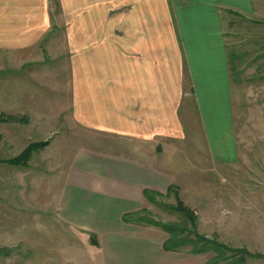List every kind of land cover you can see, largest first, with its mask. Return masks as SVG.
<instances>
[{
    "label": "crops",
    "instance_id": "0c3cea01",
    "mask_svg": "<svg viewBox=\"0 0 264 264\" xmlns=\"http://www.w3.org/2000/svg\"><path fill=\"white\" fill-rule=\"evenodd\" d=\"M258 9L253 0H0V52L15 58L1 67V115L13 118L1 124L28 125L24 147L48 127L80 142L65 164L58 210L71 227L96 235L103 264H164L165 239L123 216L149 211L170 184L192 190L213 176L214 158L223 167L239 160L231 80L240 55L227 47L223 16L251 18ZM39 54L43 65L60 57L66 71L64 91L53 97V82L42 91L35 84L45 80ZM187 97L206 151L187 127ZM55 104L61 109L45 107ZM32 121L45 129L32 135Z\"/></svg>",
    "mask_w": 264,
    "mask_h": 264
},
{
    "label": "rangeland",
    "instance_id": "374dc122",
    "mask_svg": "<svg viewBox=\"0 0 264 264\" xmlns=\"http://www.w3.org/2000/svg\"><path fill=\"white\" fill-rule=\"evenodd\" d=\"M253 1L256 9L260 8L257 7L258 2L263 4V8L258 9L253 17L247 18L242 14L223 16L227 47L239 50L240 55V62L235 63L238 71L231 80L233 125L239 160L235 162L233 158L231 165L223 167L214 158L211 163L213 176L199 178L192 190L173 184L169 186L173 185V192L178 193L183 205L197 214L200 232L208 237L216 236L233 248L242 247L251 253L264 255V0ZM42 58L39 54L35 59L38 75L45 80L39 79L35 84H40L38 90L42 91L41 86L53 82L55 91L52 89L48 96L53 97L56 90L64 91L62 83L66 71L60 57L47 65L40 61ZM9 61L14 65L15 58L0 52V115L1 67L11 68ZM17 76L24 78L26 74ZM18 80L22 84L28 83ZM216 91H221V88L217 86ZM45 107L58 111L61 104ZM201 107L204 111L203 105ZM184 109L187 110L188 129L192 128L197 133L193 138L194 143L198 150L204 148L206 151L201 116L199 111H195L189 97L183 101ZM32 124V135L39 132V128L45 129L43 122L32 121ZM23 128L30 127L23 124L15 126L13 121L6 125L0 122V158L14 156L22 150ZM46 130V134L38 133L31 137V141L49 138L50 143L44 149L33 151L27 167L0 164V247L13 249L11 256H0V264H103L100 253L94 248V245H98L96 235L91 239L93 233L90 236L71 227L60 217L58 210L59 194L65 182V164L74 154L73 148L80 142L74 140L76 138H73L70 130L63 132L51 130V127ZM63 134L64 137L61 136ZM224 156L233 157V146L224 149ZM208 161L211 162L209 158ZM173 192L153 196L150 210L141 214L146 213V216L163 223L181 221L182 215L176 208L166 206H176ZM241 213L245 215L244 218L239 216ZM255 216L256 223L253 222ZM241 220L246 221L245 228L249 232L246 236L241 230ZM149 227L159 242L167 238L168 234L160 227L150 224ZM164 254V264H204L213 255L210 252L194 254L186 251ZM239 256L229 257L230 264H264V258H246L241 263H233Z\"/></svg>",
    "mask_w": 264,
    "mask_h": 264
},
{
    "label": "trees",
    "instance_id": "16d2710c",
    "mask_svg": "<svg viewBox=\"0 0 264 264\" xmlns=\"http://www.w3.org/2000/svg\"><path fill=\"white\" fill-rule=\"evenodd\" d=\"M232 64L235 62V59L231 58ZM13 120L11 117H4L0 115V122ZM50 139H45L41 141H33L28 143L18 154L8 157L0 158V164H6L14 167H27L31 159L32 153L35 150L44 149L50 142ZM173 185L169 186L167 189V194L173 192ZM148 196V193L145 192ZM176 199V206L166 204L168 208H176L175 210L182 215V220L179 222H170L165 223L156 221L150 216H146V213L141 214H126L123 216L125 221L133 222H142L146 225H155L164 230L168 236L163 242V249L167 251H186L188 253L194 254H204L212 253L213 255L204 263V264H230L229 257L239 254L240 258L233 260V263H241V260L246 258H264L263 254L260 253H251L244 248H233L227 243L220 241L216 236L208 237L206 234L198 230V216L194 211L183 205L180 197L177 192H173ZM160 195V194H156ZM152 201V198H151ZM91 236V234H90ZM95 234H92L91 239ZM94 243V242H93ZM13 252L12 248L0 247V256L1 258H6L11 256ZM242 261V262H243Z\"/></svg>",
    "mask_w": 264,
    "mask_h": 264
}]
</instances>
